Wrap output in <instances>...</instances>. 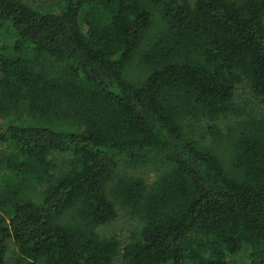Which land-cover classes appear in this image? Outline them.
Wrapping results in <instances>:
<instances>
[{
  "label": "trees",
  "instance_id": "trees-1",
  "mask_svg": "<svg viewBox=\"0 0 264 264\" xmlns=\"http://www.w3.org/2000/svg\"><path fill=\"white\" fill-rule=\"evenodd\" d=\"M0 32V264H264V109L233 101L264 99V0H0ZM227 116L228 168L189 124ZM120 162L157 176L108 193ZM115 204L142 221L123 247Z\"/></svg>",
  "mask_w": 264,
  "mask_h": 264
},
{
  "label": "rangeland",
  "instance_id": "rangeland-1",
  "mask_svg": "<svg viewBox=\"0 0 264 264\" xmlns=\"http://www.w3.org/2000/svg\"><path fill=\"white\" fill-rule=\"evenodd\" d=\"M24 3L30 4L35 8L45 10L51 9L56 10L60 0H21ZM193 1V0H188ZM163 22L158 11L155 12L153 23L149 30V38L155 36L162 29ZM6 38L2 32H0V43H3V39ZM147 43V42H145ZM143 43L138 48L135 56L131 62L127 65L126 70L129 73V79L132 81L141 80L146 72L148 71L147 65L142 61V55L145 48ZM35 68H39L35 63ZM56 68L51 66L48 69L49 73H54ZM234 96V104L240 107L244 111L243 119L259 115L264 109V99L256 97L252 94L249 89L243 84H239L236 87ZM233 117H226L218 120L216 123H211L209 120H196L191 121L189 124L194 131V135L200 146L204 144H210L211 147L221 156L225 162L226 168L230 166V140L235 135V130L232 129L236 120ZM4 120H9L4 118ZM208 125H211L214 131H208ZM118 167L115 168L112 174L111 181L108 183L106 189L109 193L112 184L116 181L119 176L126 175L130 177L140 178L144 181L147 186H151L157 176V171L153 165L144 166H126L123 163H119ZM30 190L27 187L26 191ZM112 200L116 202V199L111 194ZM116 217L109 223L103 224L99 227L98 233L100 236H116L120 242L121 247L134 235L141 227L140 217L131 212L128 209L121 207L119 204H115ZM246 251L238 252L231 256L230 262L232 264H246L247 263ZM111 264H125L121 259L120 255H116Z\"/></svg>",
  "mask_w": 264,
  "mask_h": 264
}]
</instances>
